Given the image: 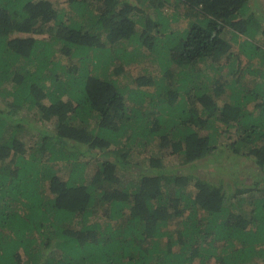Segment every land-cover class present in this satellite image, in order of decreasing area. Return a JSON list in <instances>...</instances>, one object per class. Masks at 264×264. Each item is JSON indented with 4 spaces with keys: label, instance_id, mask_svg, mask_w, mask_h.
I'll return each instance as SVG.
<instances>
[{
    "label": "trees",
    "instance_id": "1",
    "mask_svg": "<svg viewBox=\"0 0 264 264\" xmlns=\"http://www.w3.org/2000/svg\"><path fill=\"white\" fill-rule=\"evenodd\" d=\"M65 1L0 0V264H264V21L251 0H173V14L161 0L155 16L141 0ZM142 56L160 75L123 84ZM133 141L157 153L132 160ZM222 153L260 179L193 172Z\"/></svg>",
    "mask_w": 264,
    "mask_h": 264
},
{
    "label": "rangeland",
    "instance_id": "2",
    "mask_svg": "<svg viewBox=\"0 0 264 264\" xmlns=\"http://www.w3.org/2000/svg\"><path fill=\"white\" fill-rule=\"evenodd\" d=\"M143 5L137 3V5H139L142 10L147 11L149 13L153 12L155 16V12L157 11V7L156 5L158 4V2L161 3V0H141ZM135 0H130L129 3H134ZM153 2V3H151ZM173 2V0H169V1H165L163 0L162 6L160 7V11L163 13H167V14H173L174 11H177V9L174 8V6H177L176 4ZM250 4L252 5V10L255 11L256 15L262 19L264 21V0H251ZM54 6L57 7L58 9H62L64 11L69 10L70 6L67 4V2L65 0H54ZM184 8H182L181 6L178 7V13H183ZM141 16L143 14H140ZM171 28L172 29H183L184 27H186L187 25V20L186 18H184L183 16H180V18L176 21H172L171 22ZM25 33H17L18 36L24 37ZM48 35V34H47ZM46 34H42V35H37V36H47ZM36 36V35H35ZM128 49L131 50L132 49V45H128ZM233 52L235 54L239 53H243L241 51H239V46L237 43H233V48H232ZM141 51L143 53H148V51L145 48H141ZM91 51H89V55H91ZM57 57L59 58V60L66 66H68L69 64L73 63V64H77V60L74 58L72 60L68 59L66 55H62V54H56ZM241 58L243 61H245V54H241ZM141 59V60H140ZM140 61H135L132 64H129V66L127 67V74L126 76H120V80L123 84H129L134 86L135 82H134V78L137 75H143L144 73L148 71H150L152 74L154 75H160L158 72V67L155 65V63L153 61H151L148 57L146 56H142L141 58H139ZM224 61V60H223ZM57 73H59V71H57ZM60 78H62V76H59ZM250 78H246L249 86L252 84L249 81ZM143 90L152 92L153 88H148V87H144L142 86ZM146 102L149 106V101H150V97L149 96H145ZM155 101H159V98H155ZM160 102V101H159ZM134 145H137L135 143V141L131 142L132 146V150L131 152H134L135 154L132 155V160L133 159H141L142 157H146L152 153L156 154L157 153V141H154L152 144H148L147 148L144 150H140L141 147L137 146L133 147ZM102 155H106V153H99L96 152V154H91V156H89L88 154L86 156H84L82 159L87 161V176H91L93 174L94 168H96L97 163L94 159V157L97 156H102ZM219 162L218 163H214L212 164L211 162L207 161V158H204L202 160H199L197 162L196 165V170L193 172L195 174H197L200 177H204L207 180H214L217 181L222 180L224 184L230 183L232 184V186L235 185L234 181H236L237 185H241V182L245 181V182H249V184H251L252 186V182H254L256 179H260V177H258V173L260 172L259 169L252 163L250 162L249 159H247L244 156H240V157H236L233 156L229 153H222L221 156H219ZM110 159L112 157H109ZM211 158V157H210ZM213 159V158H212ZM167 161V160H166ZM60 170L59 172L65 177L66 173L64 166L60 165V163H57ZM60 165V166H59ZM177 169V172H182V173H189L191 171V167L189 164L187 165H176L175 166ZM134 168H138V167H132L131 171H136V169ZM255 168V169H254ZM254 170L256 172H254ZM256 173V174H255ZM116 174L118 176H120L121 181H127V179L129 178V175L125 174V172H123L121 169H117L116 170ZM131 177L133 178L134 176L131 175ZM250 177V178H248ZM188 190L192 191V188H188ZM197 264V263H195ZM208 264H216L213 260H209Z\"/></svg>",
    "mask_w": 264,
    "mask_h": 264
},
{
    "label": "clouds",
    "instance_id": "3",
    "mask_svg": "<svg viewBox=\"0 0 264 264\" xmlns=\"http://www.w3.org/2000/svg\"><path fill=\"white\" fill-rule=\"evenodd\" d=\"M151 3H153V2H151ZM157 7V6H156ZM159 10H160V8H159ZM146 14H148V15H154V13L153 12H151V13H149V12H147V11H144ZM155 15H156V12H155Z\"/></svg>",
    "mask_w": 264,
    "mask_h": 264
}]
</instances>
